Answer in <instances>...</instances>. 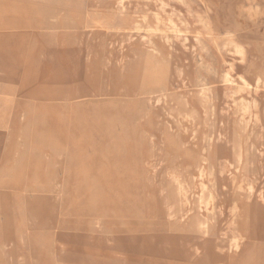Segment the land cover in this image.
<instances>
[{
	"label": "rangeland",
	"instance_id": "obj_1",
	"mask_svg": "<svg viewBox=\"0 0 264 264\" xmlns=\"http://www.w3.org/2000/svg\"><path fill=\"white\" fill-rule=\"evenodd\" d=\"M263 233L264 0H0V264H264Z\"/></svg>",
	"mask_w": 264,
	"mask_h": 264
},
{
	"label": "bare ground",
	"instance_id": "obj_2",
	"mask_svg": "<svg viewBox=\"0 0 264 264\" xmlns=\"http://www.w3.org/2000/svg\"><path fill=\"white\" fill-rule=\"evenodd\" d=\"M143 1V0H142ZM262 13V12H261ZM145 24V23H144ZM161 25H162V23H161ZM168 25V26H167ZM167 25H165V26H162V28H159V29H154V31H156V32H161V34L163 33V34H167L166 32H173L172 34H175V32L177 33V29L174 27V26H172V25H169V24H167ZM176 31H175V30ZM105 31V30H104ZM106 31H108V30H106ZM146 31H147V29H146ZM148 31H149V29H148ZM148 31H147V33H148ZM152 31V30H151ZM153 31V34L154 33H156V32H154ZM125 32V31H124ZM180 32V31H179ZM184 33V32H183ZM169 34V33H168ZM185 34V33H184ZM178 35V34H177ZM183 35V34H182ZM186 35V34H185ZM185 46V45H184ZM119 47V46H118ZM233 53L236 55V57L237 56H241L242 55V51H241V49L240 48H234L233 49ZM110 54V53H109ZM111 55V54H110ZM219 56V55H218ZM221 60V59H220ZM222 63V62H221ZM226 73V72H225ZM226 79V80H225ZM225 81L226 82H228L227 83V85L229 84H234V86H238V85H241V87H243V86H246L247 88H250L251 87V82L250 81H248V80H246V79H243V78H241V77H239L238 76V74H236V73H232V72H228L227 73V75H226V77H225ZM243 85V86H242ZM252 85H253V83H252ZM127 86H129V85H127ZM231 86V85H230ZM225 87V86H224ZM256 89V88H255ZM121 90V89H120ZM248 90V89H247ZM134 91V90H133ZM227 91V90H226ZM257 91V90H256ZM131 92V91H130ZM203 92V91H202ZM118 93V92H117ZM218 93V92H217ZM129 94V93H128ZM132 94V93H131ZM206 94V93H205ZM113 95V94H112ZM226 95V94H225ZM233 95V94H232ZM188 98V97H187ZM201 98H202V96H201ZM244 98H246V97H244ZM235 99V98H234ZM187 101V100H186ZM186 101H185V103H186ZM216 101V100H215ZM163 103V102H162ZM164 104V103H163ZM187 104V103H186ZM227 105V104H226ZM239 105H240V113L241 114H239L240 115V117H242L245 121H246V125H247V123L248 122H250V120H252L251 119V117L254 115V112H255V107H254V105L252 104V103H239ZM239 105H238V107H239ZM187 106H188V104H187ZM209 106V105H208ZM162 109V108H161ZM163 110V109H162ZM238 111V110H237ZM232 112V111H231ZM220 113V112H219ZM239 115H238V118H240L239 117ZM202 116V115H201ZM168 118H170V117H168ZM171 119V118H170ZM163 120H165V118L163 119ZM204 120V119H203ZM238 121L237 122H239L240 120L239 119H237ZM243 120V121H244ZM256 121V120H255ZM182 122V121H181ZM193 122V121H192ZM242 122V121H241ZM240 122V123H241ZM228 123V122H227ZM157 125V124H156ZM204 125V124H203ZM196 126H198V125H196ZM244 126V125H243ZM213 128V127H212ZM175 129V128H174ZM196 129H197V127H196ZM212 130V129H211ZM222 130V129H221ZM257 131V130H256ZM190 132V131H189ZM193 133V132H192ZM50 134V133H49ZM191 135V134H190ZM256 135H258V134H256ZM219 137V136H218ZM243 139V138H242ZM209 140V139H208ZM201 144H202V142H201ZM195 146V145H194ZM166 148V147H165ZM202 153V152H201ZM48 154V153H47ZM168 154V153H167ZM40 156V155H39ZM171 157V156H170ZM229 160V159H228ZM260 160V159H259ZM185 163V162H184ZM190 165V164H189ZM254 166V165H253ZM216 168V167H215ZM175 171V170H174ZM183 171V170H182ZM221 171V170H220ZM226 171V170H225ZM232 171V170H231ZM222 172V171H221ZM201 173V172H200ZM205 173V172H204ZM203 173V174H204ZM219 173V172H218ZM232 173V172H231ZM199 174V173H198ZM206 174H208L207 172H206ZM212 174H213V171H212ZM211 174V175H212ZM222 174V173H221ZM220 173H219V176L221 175ZM224 175V174H223ZM225 176V175H224ZM199 176L197 175V180L199 179L198 178ZM201 177H202V175H201ZM212 178H213V176H212ZM212 178H211V181H212ZM227 179V178H226ZM168 180V179H167ZM200 180V179H199ZM199 180H198V182H199ZM214 180V179H213ZM202 181V180H201ZM206 181H207V178H206ZM221 181V180H220ZM203 182H204V180H203ZM237 182V181H236ZM212 183V182H211ZM200 184V183H199ZM216 184V183H215ZM209 185V184H208ZM36 186V185H35ZM199 186V185H198ZM197 186V187H198ZM203 186V185H202ZM205 186V185H204ZM203 186V188H205ZM211 186H213V184L211 185ZM210 186V187H211ZM177 187V186H176ZM215 187V186H214ZM180 188V187H179ZM43 189V188H42ZM178 189V188H177ZM180 189H182V188H180ZM179 189V190H180ZM207 189V188H206ZM210 189V188H209ZM209 189H207V190H209ZM225 189V188H224ZM29 190V189H28ZM199 190H200V186H199V189H198V192H199ZM216 190V189H215ZM212 191H213V187H212ZM216 192V191H215ZM227 192V191H226ZM213 193V192H212ZM176 194H179V196L181 195V197L184 195L181 191H179L178 193H176ZM200 194V193H199ZM198 194V195H199ZM227 194V193H226ZM177 196V195H176ZM216 196V195H215ZM184 197V196H183ZM182 197V198H183ZM210 197V196H209ZM232 197V196H231ZM259 197H261V195L259 196ZM179 198V197H178ZM200 198V197H199ZM211 198V197H210ZM213 198H214V193H213ZM234 198V197H233ZM232 198V199H233ZM207 199H209V198H207ZM252 199V198H251ZM262 200V199H261ZM212 201V200H211ZM214 201H215V199H214ZM191 202V201H190ZM205 202V201H204ZM205 203H207V202H205ZM199 204H200V202H199ZM208 204H206V206H207ZM210 205H211V203H210ZM214 205V204H213ZM223 205V204H222ZM202 206V205H201ZM206 206H205V208H206ZM10 207V206H9ZM208 207V206H207ZM260 207V206H259ZM10 209V208H9ZM186 209V208H185ZM211 209H212V207H211ZM202 210V209H201ZM213 210V209H212ZM249 211V210H248ZM206 212V211H205ZM215 212V211H214ZM256 212V211H255ZM259 212V211H258ZM200 213V212H199ZM211 214H212V212H210ZM214 214V213H213ZM234 214H235V212H234ZM201 215V214H200ZM260 215V214H259ZM205 216H207V215H205ZM234 216V215H233ZM232 216V217H233ZM225 217V216H224ZM259 218V217H258ZM177 219V218H176ZM230 219V218H229ZM173 221V220H172ZM185 222H186V220H185ZM240 223V222H239ZM238 223V224H239ZM205 224H206V222H205ZM242 224V223H241ZM184 226V225H183ZM5 227H6V225H5ZM237 227V226H236ZM247 227V226H246ZM252 227V226H251ZM250 227V228H251ZM211 228V227H210ZM237 229V228H236ZM241 230H242V228H241ZM258 230V229H257ZM7 231V230H6ZM11 231V230H10ZM256 233V232H255ZM261 233V232H260ZM264 234V233H263ZM94 238V237H93ZM97 238V237H96ZM98 239V238H97ZM251 239V238H250ZM90 240V239H89ZM12 244V243H11ZM13 245V244H12ZM216 250V249H215ZM9 253V252H8ZM198 255H199V253H198ZM196 257V256H195Z\"/></svg>",
	"mask_w": 264,
	"mask_h": 264
}]
</instances>
